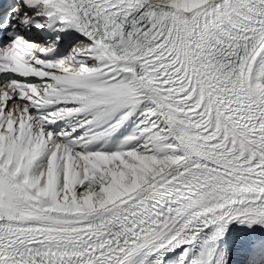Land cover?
<instances>
[{
  "label": "snow or ice",
  "instance_id": "obj_1",
  "mask_svg": "<svg viewBox=\"0 0 264 264\" xmlns=\"http://www.w3.org/2000/svg\"><path fill=\"white\" fill-rule=\"evenodd\" d=\"M0 264H264V0H0Z\"/></svg>",
  "mask_w": 264,
  "mask_h": 264
}]
</instances>
